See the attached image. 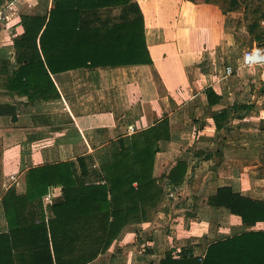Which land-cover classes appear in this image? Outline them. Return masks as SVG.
Returning <instances> with one entry per match:
<instances>
[{
	"label": "crops",
	"instance_id": "obj_1",
	"mask_svg": "<svg viewBox=\"0 0 264 264\" xmlns=\"http://www.w3.org/2000/svg\"><path fill=\"white\" fill-rule=\"evenodd\" d=\"M136 1L145 18L150 65L57 73L51 78L61 98L30 104L6 89L0 64V106H4L0 111L10 113L0 115V234L9 232L3 197L11 189L25 193L28 170L89 154L100 166L109 161L111 143L163 120L169 122L171 137L159 143L154 174L160 178L178 162H186L185 186L166 195L152 220L128 225L111 248L89 264H158L163 252L178 254L184 248L204 256L214 242L256 229L245 227L240 217L226 209L208 205L216 188L231 185L246 197L264 201L256 196V192L264 194L263 189L253 190V195L235 180L247 176V163L254 158L246 139L233 136L237 128L244 130L251 123L252 111L237 110L239 117L231 119V130L222 133L213 119L221 109L230 108L234 115L236 105L249 104L230 102L235 95L229 88L233 74L221 77L215 71L229 53V46L223 44L221 10L188 0ZM54 4L55 0H29L20 7L19 20L22 15H46ZM22 33L18 20L0 24V62L13 61V41ZM15 69L9 67L8 74ZM208 88L223 98L220 105L209 106ZM218 155L223 161L214 172L211 166ZM201 175L210 178L213 190L203 188L198 194ZM47 196L52 203L44 201V209L50 220L52 204L62 200V193L52 188ZM138 240L147 241L149 250L131 249Z\"/></svg>",
	"mask_w": 264,
	"mask_h": 264
},
{
	"label": "trees",
	"instance_id": "obj_2",
	"mask_svg": "<svg viewBox=\"0 0 264 264\" xmlns=\"http://www.w3.org/2000/svg\"><path fill=\"white\" fill-rule=\"evenodd\" d=\"M188 1L215 5L223 14L239 6L238 0H227V7L223 0ZM5 3L0 0V7ZM20 24L23 33L13 41V61L0 62L1 74L6 89L30 104L61 98L54 74L152 63L144 14L136 0H55L46 15H22ZM11 66L16 69L8 74ZM261 89L264 93V84ZM206 94L210 107L222 103L212 88ZM251 108L236 105L234 111L247 113ZM6 113L0 111L1 116ZM237 117L230 108L214 112L217 131L231 130L229 123ZM170 137L169 122L163 120L111 143L109 161L100 166L89 154L28 170L25 193L11 189L2 200L9 232L0 234V264H89L105 254L128 225L152 220L166 195L185 186L186 162H178L160 178L154 174L159 143ZM217 157L214 172L223 161ZM52 188L61 190L62 200L53 202L54 218L47 220L44 198ZM208 205L226 209L245 227L256 229L214 242L204 256H194L187 248L178 254L165 251L158 264H264V201L246 197L231 185L216 188Z\"/></svg>",
	"mask_w": 264,
	"mask_h": 264
},
{
	"label": "rangeland",
	"instance_id": "obj_3",
	"mask_svg": "<svg viewBox=\"0 0 264 264\" xmlns=\"http://www.w3.org/2000/svg\"><path fill=\"white\" fill-rule=\"evenodd\" d=\"M223 1L225 2L222 4L227 7L229 1ZM238 5L235 11L221 13L222 16L219 17V20H224L223 44L226 45L225 48L229 46V53L228 56L221 58L215 71L223 77L227 76L228 66L231 67L233 75L230 77L229 88L235 92V95L230 97V102L249 103L252 106L249 118L251 123L246 124L244 130L237 128L233 136L236 138L242 136L246 139V144L251 147V155L254 158L247 163L250 171L245 172L247 176H242V180H240L241 176L240 179L236 177L235 180L242 184L245 192L251 190L250 193L254 195L253 190H264V93L261 91L264 84V66L246 65L244 55L257 49L264 51V0H238ZM258 36L262 38V41L257 39ZM239 163L241 162H237ZM197 180L198 194H202L200 190H204L203 188L206 190L210 188L209 177L201 175ZM210 190L213 189L210 188ZM256 196L264 199L262 192H256ZM145 240L136 241L130 247L138 246L131 249L145 253L149 250V244Z\"/></svg>",
	"mask_w": 264,
	"mask_h": 264
},
{
	"label": "built area",
	"instance_id": "obj_4",
	"mask_svg": "<svg viewBox=\"0 0 264 264\" xmlns=\"http://www.w3.org/2000/svg\"><path fill=\"white\" fill-rule=\"evenodd\" d=\"M29 0H8L3 6L0 7V24H10L19 20L21 11L20 7ZM17 24V23H16ZM245 64L248 66H264V51L257 49L252 52H247L244 55ZM227 74H233L231 68H227ZM46 204H51V196L44 199Z\"/></svg>",
	"mask_w": 264,
	"mask_h": 264
}]
</instances>
